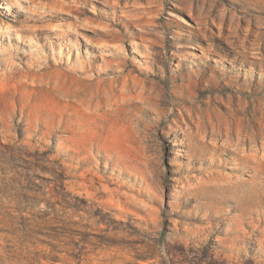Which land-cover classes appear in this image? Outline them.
<instances>
[{"label":"rangeland","instance_id":"1","mask_svg":"<svg viewBox=\"0 0 264 264\" xmlns=\"http://www.w3.org/2000/svg\"><path fill=\"white\" fill-rule=\"evenodd\" d=\"M0 264H264V0H0Z\"/></svg>","mask_w":264,"mask_h":264}]
</instances>
